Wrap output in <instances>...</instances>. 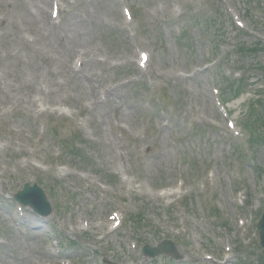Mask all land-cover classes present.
I'll use <instances>...</instances> for the list:
<instances>
[{"label":"rangeland","instance_id":"374dc122","mask_svg":"<svg viewBox=\"0 0 264 264\" xmlns=\"http://www.w3.org/2000/svg\"><path fill=\"white\" fill-rule=\"evenodd\" d=\"M260 43L264 0H0V264H264Z\"/></svg>","mask_w":264,"mask_h":264},{"label":"water","instance_id":"95a60500","mask_svg":"<svg viewBox=\"0 0 264 264\" xmlns=\"http://www.w3.org/2000/svg\"><path fill=\"white\" fill-rule=\"evenodd\" d=\"M18 199L25 204L32 205L43 215H48V212L50 211V205L48 203L47 197L38 187L31 188L28 186L23 193L18 195ZM259 230L261 233V245L264 248V215L260 221ZM145 253L151 257H156L160 254H169L174 257L179 256L175 245L171 241H165L163 245L157 248L146 247Z\"/></svg>","mask_w":264,"mask_h":264},{"label":"bare ground","instance_id":"6f19581e","mask_svg":"<svg viewBox=\"0 0 264 264\" xmlns=\"http://www.w3.org/2000/svg\"><path fill=\"white\" fill-rule=\"evenodd\" d=\"M203 99H205V97H204ZM165 152L167 153L166 149H165ZM167 154H168V153H167ZM162 160H164V159H162ZM164 161H165V160H164ZM19 264H27V261H26L25 259H22V262L19 263Z\"/></svg>","mask_w":264,"mask_h":264}]
</instances>
